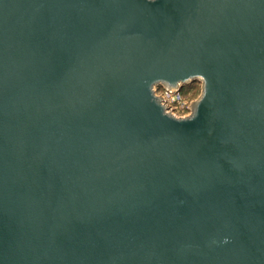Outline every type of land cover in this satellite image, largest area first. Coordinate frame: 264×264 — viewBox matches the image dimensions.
<instances>
[{
  "label": "water",
  "instance_id": "water-1",
  "mask_svg": "<svg viewBox=\"0 0 264 264\" xmlns=\"http://www.w3.org/2000/svg\"><path fill=\"white\" fill-rule=\"evenodd\" d=\"M0 264H264V0H0Z\"/></svg>",
  "mask_w": 264,
  "mask_h": 264
},
{
  "label": "built area",
  "instance_id": "built-area-1",
  "mask_svg": "<svg viewBox=\"0 0 264 264\" xmlns=\"http://www.w3.org/2000/svg\"><path fill=\"white\" fill-rule=\"evenodd\" d=\"M153 91L154 95L161 100L166 113L175 118L191 117L194 110L190 106L199 99L194 97L193 89L184 91L182 87L170 89L164 84H159L153 88Z\"/></svg>",
  "mask_w": 264,
  "mask_h": 264
},
{
  "label": "rangeland",
  "instance_id": "rangeland-1",
  "mask_svg": "<svg viewBox=\"0 0 264 264\" xmlns=\"http://www.w3.org/2000/svg\"><path fill=\"white\" fill-rule=\"evenodd\" d=\"M202 87H203V85L201 83H199V81H197L194 83H190V85H184L182 87V89L184 91H189V90L193 89L194 97L200 98L203 95Z\"/></svg>",
  "mask_w": 264,
  "mask_h": 264
}]
</instances>
